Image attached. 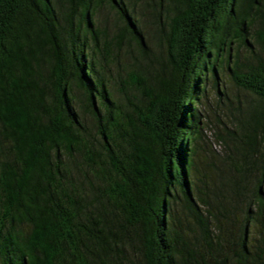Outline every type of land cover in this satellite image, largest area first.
I'll return each mask as SVG.
<instances>
[{
	"label": "trees",
	"instance_id": "trees-1",
	"mask_svg": "<svg viewBox=\"0 0 264 264\" xmlns=\"http://www.w3.org/2000/svg\"><path fill=\"white\" fill-rule=\"evenodd\" d=\"M224 65L256 100L201 170ZM0 264H264V0H0Z\"/></svg>",
	"mask_w": 264,
	"mask_h": 264
},
{
	"label": "rangeland",
	"instance_id": "rangeland-1",
	"mask_svg": "<svg viewBox=\"0 0 264 264\" xmlns=\"http://www.w3.org/2000/svg\"><path fill=\"white\" fill-rule=\"evenodd\" d=\"M139 17L142 19L139 24L142 27L148 47L158 53L162 48L157 38L154 37L155 25L152 23V18L148 15ZM99 18L103 20L111 33L117 23L116 14L108 8H103L99 13ZM128 49L131 51L132 46L130 47V44H127L124 40L123 48L117 55L119 61H111L106 67V72L114 77V80L109 82V89H111L114 98L121 102L124 101L121 98L123 91L131 95L134 100L135 98L138 100L141 98L139 90L127 85L124 87L122 81H118V73L122 75V79L126 77V70L123 69V65L132 63ZM236 50L239 61L246 62L249 59L250 53L246 46L239 44L236 46ZM205 85L202 103L198 105L203 128L201 129V137L197 142L198 158L196 162L201 170L211 168L212 164L223 165L222 160H224L228 148L219 137L225 136L232 129H235L238 119L245 117L247 106L256 100L254 94L234 82L226 65L219 69L215 79L209 76L205 81ZM73 94L76 101L79 97L78 91L74 90ZM86 121L91 133L97 136L89 116H86Z\"/></svg>",
	"mask_w": 264,
	"mask_h": 264
}]
</instances>
